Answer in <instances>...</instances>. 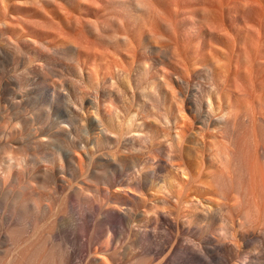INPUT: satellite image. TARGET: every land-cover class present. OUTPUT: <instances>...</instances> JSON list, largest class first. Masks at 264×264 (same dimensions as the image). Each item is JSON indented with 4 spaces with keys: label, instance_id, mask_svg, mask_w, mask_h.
Listing matches in <instances>:
<instances>
[{
    "label": "bare ground",
    "instance_id": "obj_1",
    "mask_svg": "<svg viewBox=\"0 0 264 264\" xmlns=\"http://www.w3.org/2000/svg\"><path fill=\"white\" fill-rule=\"evenodd\" d=\"M135 67L141 96H170L165 112L191 138L210 130L214 113L223 117L218 132L233 147L242 128L250 130L255 152L264 144V0H0V210L6 209L0 264H125L139 250L153 261L160 251L145 242L164 224L167 236L197 229L219 243L234 238L226 221L197 202L190 201L181 221L179 212L170 218L172 210L159 211L168 202L162 197L140 204L144 186L173 158L160 143L149 141L136 163L149 168L160 155L158 169L141 170L140 179L126 183L123 176L135 169L126 157L134 151L118 153L105 134L118 137L113 125L98 114L99 124L94 118L81 133V113L68 101L113 97L114 87L123 94ZM25 96H56L60 120L52 121L46 108L35 110ZM52 141L66 146L60 164L53 162ZM193 170L186 165L182 172ZM87 191L96 198L84 196L90 213L82 216L73 198ZM123 230L129 241L117 246ZM156 264L168 263L162 257Z\"/></svg>",
    "mask_w": 264,
    "mask_h": 264
},
{
    "label": "rangeland",
    "instance_id": "obj_2",
    "mask_svg": "<svg viewBox=\"0 0 264 264\" xmlns=\"http://www.w3.org/2000/svg\"><path fill=\"white\" fill-rule=\"evenodd\" d=\"M40 46L42 45L40 44ZM26 59L27 55L22 52V60ZM134 69L131 74L132 84H127V89L123 94L114 87L113 92L115 91L114 93L117 95L113 97L102 96L97 99L94 96L86 95L82 99L73 98L72 102L68 101L69 109L77 111V114L81 113L83 119L79 123L81 133L87 134L88 121L94 120V118L96 122L99 121L98 114L103 122L113 125V128L120 133L118 137L108 131H105V134L114 141L118 153L123 152L122 154L127 155L129 149H132L133 154L136 155V158L134 155H132L133 157L130 155L132 158H129V155L126 157L127 162L125 163L128 167L135 165L134 172L132 169L128 170L123 176L126 183H129V177L133 180L137 177L140 179L141 170L158 169L160 161L164 160V157H160V155L151 160V164H148L149 168L141 169L140 164L136 169V166L140 163L139 161L144 159L149 141L160 143L159 146L173 156L171 160L167 161L170 166L157 173L159 178H152V181L154 179L152 185L144 186L146 187L144 196L127 187L124 188V186L121 189L131 191L137 197L141 196L139 199L141 205L145 201L164 198L168 202L159 203V211L172 210L170 218L176 217L179 212L180 221L185 219V215L191 209L190 201L197 202L200 207L209 208L217 217L226 221L234 238H225L223 243H219L211 240L209 231L197 229L192 232H180L177 236L176 232L172 236H167L166 230L169 227L164 224L163 228L154 231L155 233H152L145 242L148 249L160 251L159 257L151 261L144 250H139L137 256L125 264H156L162 257L168 264H233L238 261L264 264V148L261 146L262 143L255 152L247 140L250 130L247 129L248 134H246L247 131L242 128L241 131H244L243 134L241 133L242 137L240 136L237 145L233 147L235 144H230L218 132L217 125L223 121V117H218L213 112V114L210 113L212 117H209L210 130L204 135L195 134L196 138H191L187 132L176 129L173 114L165 112V106L170 105V96H141L142 85L136 79L140 77V71L137 67ZM131 92H134V96L129 95ZM177 95L174 96L175 100H179V103L184 105L181 101L183 96L179 93ZM25 97L30 98L35 110L46 108L50 114H53L51 115L52 121L60 120L61 102L56 100V96ZM246 98L250 100L251 96H246ZM104 99L106 100L104 101ZM108 100H111L112 106V111L109 114L105 108V105L109 103ZM201 111V117L205 118L208 115L207 108L204 107ZM64 124L65 127L68 126L64 122L60 123L62 126ZM100 127L102 128V126ZM41 139L46 141L45 137H41ZM262 145L264 146V144ZM87 146L91 148V145ZM79 147L83 149L85 146L81 143ZM65 148L66 146L57 141H52L50 151L53 153L52 159L55 164L61 163ZM133 161L134 163H132ZM186 165H191L194 168L193 175L187 171L182 172ZM156 182L157 184H154ZM11 195L12 192L7 197L9 198ZM84 196L95 197L93 192L87 191L83 196L73 198L76 210L82 216L90 213L85 207L87 199ZM2 213L6 214V209L0 210V218L3 216ZM68 221H72L69 216ZM104 229V226L98 228V240L96 241L103 240ZM126 233L128 234L126 230H123L116 234L117 246L122 242L129 241Z\"/></svg>",
    "mask_w": 264,
    "mask_h": 264
}]
</instances>
